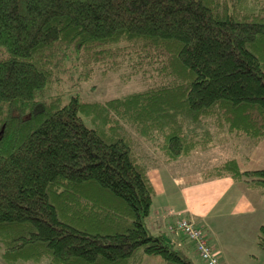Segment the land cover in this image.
I'll return each mask as SVG.
<instances>
[{
  "label": "trees",
  "instance_id": "16d2710c",
  "mask_svg": "<svg viewBox=\"0 0 264 264\" xmlns=\"http://www.w3.org/2000/svg\"><path fill=\"white\" fill-rule=\"evenodd\" d=\"M98 70L144 87L85 101ZM235 136L264 140V0H0L5 263L199 264L149 228L148 167ZM234 154L204 178L264 196Z\"/></svg>",
  "mask_w": 264,
  "mask_h": 264
},
{
  "label": "crops",
  "instance_id": "0c3cea01",
  "mask_svg": "<svg viewBox=\"0 0 264 264\" xmlns=\"http://www.w3.org/2000/svg\"><path fill=\"white\" fill-rule=\"evenodd\" d=\"M202 152L198 151L170 162L161 161L156 157V163L148 167L147 174L154 195L147 223L153 232H165L166 225L177 218L172 216L173 218L168 219L169 216H165V212L169 211L177 212L179 216L187 215L185 217L194 220L203 230L209 223L211 232L206 230L211 235L207 238L214 247V252L220 257L222 264H232L230 259H235L236 255L224 247L223 239L226 238L223 232L230 233L239 228L237 233L245 236L249 229L258 230L264 222V199L261 197L263 195L256 190L251 191L230 176L205 179L203 174L207 168L204 169V166L208 164L201 161L198 165L192 163V160L197 161ZM232 156L233 154L229 157ZM234 156L241 170L261 168L264 165V140L255 144L250 154L236 150ZM229 157H224L221 162ZM217 164L219 163L211 167ZM209 215L213 219H210ZM235 221L238 226L233 225ZM182 235L180 232L168 233L167 237L194 256L191 242L185 241Z\"/></svg>",
  "mask_w": 264,
  "mask_h": 264
},
{
  "label": "rangeland",
  "instance_id": "374dc122",
  "mask_svg": "<svg viewBox=\"0 0 264 264\" xmlns=\"http://www.w3.org/2000/svg\"><path fill=\"white\" fill-rule=\"evenodd\" d=\"M122 72H124L125 74L127 73L126 71H120L117 73L108 72V73L103 74L101 73L100 70H98V71H95L92 77L85 82H79L77 80L75 81L72 80V81L74 84V88L79 91L81 98L85 101L103 102L111 98H114L116 96L126 94L131 91L142 89L144 87V83L140 75H133L131 78L128 79V78L121 76ZM67 83L72 84L71 81H67ZM249 141L250 140L244 136H240V137L235 136L232 139H230L227 143L219 145L220 147H217L213 151L211 149H207L203 151L202 153H200L201 154L200 157L202 158L200 159V157H198L197 161L194 162V160H192V163L193 164L196 163L197 165L199 161L203 163H207L208 165L204 166V169H206L209 166L211 167V165L220 163L224 157H229L230 155L234 154L235 149H238L239 152L241 153L245 152L247 154H250V151L252 150L254 145L252 146ZM262 167H264V165H262L261 168ZM261 197L264 199V196H261ZM165 216H169L168 219L171 218L172 216H176L177 218L174 219L176 221L178 218H182L187 215L183 214L179 216V213L174 212V211H169L167 213L165 212ZM185 218H188V217H185ZM209 218L213 219L211 215H209ZM188 219L192 220L191 218H188ZM175 221L172 223H168L166 225L165 227L166 229L164 228L166 234L180 232L181 234H183L182 236L184 237V240L190 243L191 240L187 237V235L183 231L168 230V226L170 224H174ZM192 221L195 223L194 220ZM199 221H202V220H199ZM207 224L209 225V223ZM208 225L206 228H204L206 237H209V235H211L209 233L211 232V230L208 227ZM233 225L238 226L237 221H235ZM231 228L233 229L234 227L231 226ZM239 230L240 229L237 228V229H233V232H230V233L223 232L226 238V239H223L224 247L229 252L234 253L236 255L235 259H230V261H232V264L234 263L235 264H264V245L263 246L259 245V240H258L259 229L256 231L249 229L245 233V236L238 234L237 231ZM159 232H153V233H159ZM255 232L257 233V235H255ZM191 244H192V249H193V254H194L193 256L194 260H196L197 263L199 264H204L201 258L198 257V255L196 254L194 244L192 242ZM0 264H7V263H5L0 258ZM15 264H43V263H32V262H22L21 261ZM141 264H161L160 257L148 256L142 261Z\"/></svg>",
  "mask_w": 264,
  "mask_h": 264
},
{
  "label": "built area",
  "instance_id": "2783aa9c",
  "mask_svg": "<svg viewBox=\"0 0 264 264\" xmlns=\"http://www.w3.org/2000/svg\"><path fill=\"white\" fill-rule=\"evenodd\" d=\"M168 230L183 231L194 244L195 252L204 264H222L220 257L214 252V247L208 241L203 228L196 225L192 220L182 217L174 224L168 226Z\"/></svg>",
  "mask_w": 264,
  "mask_h": 264
},
{
  "label": "water",
  "instance_id": "95a60500",
  "mask_svg": "<svg viewBox=\"0 0 264 264\" xmlns=\"http://www.w3.org/2000/svg\"><path fill=\"white\" fill-rule=\"evenodd\" d=\"M163 238L166 240V241H170V239L166 236V235H162Z\"/></svg>",
  "mask_w": 264,
  "mask_h": 264
},
{
  "label": "bare ground",
  "instance_id": "6f19581e",
  "mask_svg": "<svg viewBox=\"0 0 264 264\" xmlns=\"http://www.w3.org/2000/svg\"><path fill=\"white\" fill-rule=\"evenodd\" d=\"M180 231V230H179Z\"/></svg>",
  "mask_w": 264,
  "mask_h": 264
}]
</instances>
